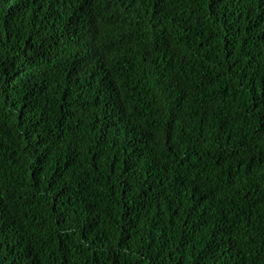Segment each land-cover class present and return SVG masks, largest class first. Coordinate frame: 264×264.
Returning a JSON list of instances; mask_svg holds the SVG:
<instances>
[{"label":"trees","instance_id":"trees-1","mask_svg":"<svg viewBox=\"0 0 264 264\" xmlns=\"http://www.w3.org/2000/svg\"><path fill=\"white\" fill-rule=\"evenodd\" d=\"M2 79L0 264H264V0H0Z\"/></svg>","mask_w":264,"mask_h":264},{"label":"clouds","instance_id":"clouds-1","mask_svg":"<svg viewBox=\"0 0 264 264\" xmlns=\"http://www.w3.org/2000/svg\"><path fill=\"white\" fill-rule=\"evenodd\" d=\"M12 80L9 79H2V85H0V94L2 93L4 96L3 100L8 101V96H5L6 93L10 92V86H11ZM16 85V84H14ZM158 120L157 116H153L152 120L150 121V123L147 124V129L146 130H142L140 127V123L136 122L132 124L131 127V133L129 135L128 138L133 139L134 141H136L137 143H130L131 145L138 147V145L140 144L141 141L146 140L150 134V128L148 127V125H152V123L154 121ZM144 146V145H142Z\"/></svg>","mask_w":264,"mask_h":264}]
</instances>
